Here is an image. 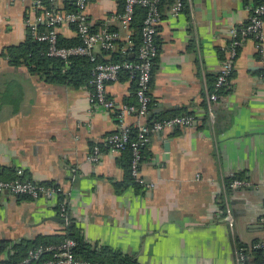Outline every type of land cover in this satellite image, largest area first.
<instances>
[{
  "label": "crops",
  "instance_id": "1",
  "mask_svg": "<svg viewBox=\"0 0 264 264\" xmlns=\"http://www.w3.org/2000/svg\"><path fill=\"white\" fill-rule=\"evenodd\" d=\"M176 1L163 0L159 8L148 117L154 122L192 115L195 122L149 136L140 173L152 189L126 183V155L102 149L105 137L119 131L117 109L135 102L131 81L106 85V96L116 105L106 110L92 103L89 83L79 89L50 84L22 66L1 62L0 180L61 187L68 222L55 220L58 199L0 194V242L9 244L0 263L22 242L65 234V225L75 227L91 250H110L136 264H236L238 246L264 240V24L262 53L253 38L241 41L211 131L204 88L213 86L231 30L247 21L255 5L253 0H190V5L186 0L187 7L171 17ZM36 12L29 2L0 0V52L27 41L24 20ZM118 14L116 0L88 1L93 30L105 22L117 29ZM57 33L76 38L69 26ZM127 35L120 31V42ZM94 52L111 57L97 47ZM139 121L145 123L131 115L125 125L137 128ZM94 146L103 153L90 164ZM234 179L252 187L231 190ZM227 208L235 240L225 220Z\"/></svg>",
  "mask_w": 264,
  "mask_h": 264
},
{
  "label": "built area",
  "instance_id": "2",
  "mask_svg": "<svg viewBox=\"0 0 264 264\" xmlns=\"http://www.w3.org/2000/svg\"><path fill=\"white\" fill-rule=\"evenodd\" d=\"M11 4H26L29 2L31 8L37 11L34 19L26 18L24 25L29 36L37 42L46 44V56L52 59L61 60L67 63L73 57H85L93 64L91 72V101L93 104L106 110L116 108L114 101L107 98L105 87L108 84L120 81V76L127 73L128 80L135 83L134 105H122L117 109V125L119 131L108 134L104 139L103 151L109 153H122L126 149L130 152V177L135 184L145 189H152L154 186L147 183L141 176L140 165L142 161L141 147L144 146L149 136L159 133L165 129L187 128L195 122L192 115L173 116L161 121H154L150 124L140 123L137 125L136 137L130 140L129 127L125 125V120L131 115H136L139 120L146 121L151 104L150 85L153 77V61L157 57L158 47L156 45V36L158 26L161 23L162 15L159 10L161 0H124L122 13L116 16L118 24L117 29H111L109 22H105L96 32L89 29L86 9L89 0H3ZM190 5V0H187ZM64 2L73 5L74 11H63L58 6ZM136 7L145 9V17L140 30V45L135 53L131 50V30L130 23L133 19ZM182 0H177L170 11L171 17H176L183 9ZM43 30L39 29V25ZM263 24H264V4L255 6L247 21L236 29L231 30V41L226 50V57L223 60L220 70L213 83V90L207 86L204 88L206 102L207 121L213 124L215 120L214 107L219 100L218 90L230 85L233 72L234 61L238 55V49L244 38H253L256 42L258 52L262 53L263 47ZM75 26V33L81 41V44L75 47H62L58 45L57 31L62 26ZM120 31L128 33L125 43L121 49L120 55L123 61L101 63L96 59L94 49L97 47L102 53H112L116 50L117 42L120 40ZM135 57V62L126 60L128 55ZM99 146H94L87 162L97 164L103 153ZM252 185L243 180H232L228 188L231 190L248 189ZM0 194H9L15 197H24L30 200H55L62 198L57 202L60 219L67 220V207L63 199L67 194L61 187L54 184H36L23 181L19 178L12 181L0 180ZM225 220L234 239L233 218L229 208L226 209ZM264 225V218L262 219ZM235 240V239H234ZM75 242L70 238H64L57 245L39 246L27 252L25 258L17 264H31L41 261L44 254L49 258L42 261V264H107L94 261H88L77 258L73 249ZM253 248L263 249L264 245L257 243ZM236 264H247V257L244 250L236 248Z\"/></svg>",
  "mask_w": 264,
  "mask_h": 264
},
{
  "label": "trees",
  "instance_id": "3",
  "mask_svg": "<svg viewBox=\"0 0 264 264\" xmlns=\"http://www.w3.org/2000/svg\"><path fill=\"white\" fill-rule=\"evenodd\" d=\"M119 4V14L123 11L124 0H116ZM161 2L159 4V8L161 7ZM184 7H187L186 0H182ZM255 6L264 4V0H253ZM63 6L61 10L63 11H74V7L69 2L62 3ZM160 10V9H159ZM145 9L141 7H136L134 10L133 19L130 23V30H131V50L130 52L135 53L140 45V30L142 27V23L145 17ZM69 27L75 30L74 25H69ZM114 29V27H110ZM39 29L43 30V26L40 24ZM91 32H96L97 30H93L89 27ZM58 45L62 47H75L81 44L80 39L76 35L74 39H63L59 35H57ZM126 45L125 42H117L116 51L110 54V59L105 60L98 57L96 54V59L98 62L107 63V62H119L123 61L122 56L120 55L121 49ZM156 45L158 47V41L156 39ZM108 54V53H104ZM158 54V53H157ZM127 61L135 62L136 59L131 54L126 57ZM155 60L153 61V71L155 67ZM1 62H6L9 66L12 67H24L29 73L38 76L40 79L44 80L47 83L61 85V86H68L72 89H79L81 87L87 86L91 80V72L93 68V64L89 62V60L85 57H73L68 60L67 63L62 62L58 59L48 58L46 56V44L37 42L28 35L27 41L18 46V47H10L5 49L4 51L0 52V64ZM121 78L128 79L127 73H123L120 76ZM133 83V89L135 93V83ZM211 90H213V86L209 83ZM228 87L218 90V94L224 93ZM135 97V96H134ZM136 104V100L132 104L126 105H134ZM151 105V104H150ZM150 109V107H149ZM149 114V113H148ZM154 117L146 118L145 123L150 124ZM167 119V118H166ZM156 120V119H155ZM164 120V119H161ZM156 120V121H161ZM130 133V140L133 141L136 137L137 128L131 127L129 128ZM147 143L141 147V152L143 155V151L146 147ZM126 155L127 158V182L128 184H135L130 177L129 172V165H130V152L129 149H126L122 152ZM50 185V184H49ZM24 198V197H20ZM28 199V198H25ZM62 201V198H58V203ZM222 205V204H220ZM58 207V206H57ZM222 208V207H221ZM64 238L72 239L76 246L73 249L74 255L77 258H81L88 261L100 262V263H107V264H136L132 261L131 258L126 256H122L117 253H113L110 250L103 249L100 252L91 250L88 245L84 242L81 237L80 232L75 228H70L68 225H65V234L63 235H54L49 237H40L36 239L34 242H22L21 244L14 247L15 253L12 257L9 258L7 262L0 263V264H17L22 261L27 252L31 249L37 248L39 246H47V245H57L59 244ZM263 244L264 240L256 241L252 243L250 247L238 246L242 250L247 257V264H264L263 260V249L262 248H253L254 244ZM7 242H0V253H2L8 247ZM49 258L48 254L43 255V259L38 262H34L31 264H42L43 260Z\"/></svg>",
  "mask_w": 264,
  "mask_h": 264
},
{
  "label": "water",
  "instance_id": "4",
  "mask_svg": "<svg viewBox=\"0 0 264 264\" xmlns=\"http://www.w3.org/2000/svg\"><path fill=\"white\" fill-rule=\"evenodd\" d=\"M13 70H16L15 68H7V69H4V71H13ZM213 124H211V122H209V121H207V123H206V127L208 128V129H210L211 131H212V128H213ZM213 135V134H212ZM58 223H60V224H65V223H67L68 222V220H63V219H55Z\"/></svg>",
  "mask_w": 264,
  "mask_h": 264
}]
</instances>
